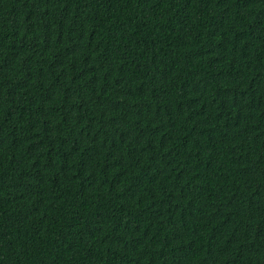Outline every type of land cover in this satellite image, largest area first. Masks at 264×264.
<instances>
[{
  "label": "trees",
  "instance_id": "trees-1",
  "mask_svg": "<svg viewBox=\"0 0 264 264\" xmlns=\"http://www.w3.org/2000/svg\"><path fill=\"white\" fill-rule=\"evenodd\" d=\"M0 264H264V0H0Z\"/></svg>",
  "mask_w": 264,
  "mask_h": 264
}]
</instances>
